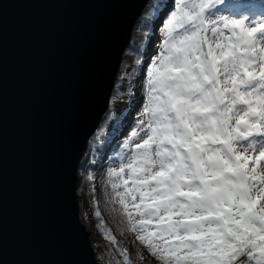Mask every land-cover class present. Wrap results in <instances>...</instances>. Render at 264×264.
I'll list each match as a JSON object with an SVG mask.
<instances>
[{
	"label": "snow or ice",
	"instance_id": "1",
	"mask_svg": "<svg viewBox=\"0 0 264 264\" xmlns=\"http://www.w3.org/2000/svg\"><path fill=\"white\" fill-rule=\"evenodd\" d=\"M224 4L174 5L144 118L108 172L128 230L162 264H264V15Z\"/></svg>",
	"mask_w": 264,
	"mask_h": 264
},
{
	"label": "water",
	"instance_id": "2",
	"mask_svg": "<svg viewBox=\"0 0 264 264\" xmlns=\"http://www.w3.org/2000/svg\"><path fill=\"white\" fill-rule=\"evenodd\" d=\"M151 0H0V264H100L78 164Z\"/></svg>",
	"mask_w": 264,
	"mask_h": 264
},
{
	"label": "trees",
	"instance_id": "3",
	"mask_svg": "<svg viewBox=\"0 0 264 264\" xmlns=\"http://www.w3.org/2000/svg\"><path fill=\"white\" fill-rule=\"evenodd\" d=\"M163 2L164 0H157V4ZM229 2L238 3L241 7H246L245 10L250 11L264 8V0H225V4L220 6H227ZM154 18L152 12L142 18V25L138 29L145 37L150 34ZM126 52H133L137 59L143 58L142 51L131 43L127 46ZM92 140L93 135L88 140L85 153L78 164L77 195L79 216L90 231L97 260L104 261L105 264H124L125 257L121 252V248H124L130 254L132 264H162L159 254L156 258L152 257L146 246L137 241L135 234L128 230L120 205L109 195L111 188L108 184V172L114 167L108 166L107 162L104 164L99 160H91L89 154L96 146ZM115 144L116 142L111 145L106 142L99 148L103 151L109 150L111 162H115L121 154V148H117ZM96 211L100 212V216L96 215ZM108 229L111 230V235L116 237V243L110 241L106 235Z\"/></svg>",
	"mask_w": 264,
	"mask_h": 264
},
{
	"label": "rangeland",
	"instance_id": "4",
	"mask_svg": "<svg viewBox=\"0 0 264 264\" xmlns=\"http://www.w3.org/2000/svg\"><path fill=\"white\" fill-rule=\"evenodd\" d=\"M178 3L179 0H164L163 3L157 4V0H151L148 5H146L141 19L135 25L132 37L133 42L131 41L133 46H136L142 51L143 58L142 60L137 59L133 52H126L127 58L125 60L126 62H124L126 65H123L125 69L123 68L121 72L119 71L117 84L111 94V98L117 99L122 97L124 101H126L127 98L131 101L135 97V102L130 106H122L114 110V112L109 113L107 123L104 126H102V122L98 125L92 140L96 146L89 154L91 160H99L100 163L104 164L107 162L108 166L118 167L121 162L120 156L130 152L131 146L129 149H125L124 145L131 139L130 133L137 128L138 121L144 118L142 112L146 105L147 76L150 65L162 48L166 21L175 11L174 5ZM218 8L220 9V14L236 18H238L242 12L257 20L261 15H264V8L250 11L245 10L244 8L246 7H241L240 4H235L233 2H229L227 6L219 5ZM213 11L215 12V9ZM149 12L154 13L155 18L152 20L149 36L145 37L138 28L142 25L143 16H147ZM135 71L136 73H134ZM121 138L125 140L121 141ZM257 139L261 138L258 137ZM106 142H109L110 145L116 142L115 146L121 148V154L115 162L109 160L111 158L109 150L103 151L99 149ZM155 228V223L149 226L150 230L154 231ZM99 262L100 264H105L104 261L100 260Z\"/></svg>",
	"mask_w": 264,
	"mask_h": 264
},
{
	"label": "bare ground",
	"instance_id": "5",
	"mask_svg": "<svg viewBox=\"0 0 264 264\" xmlns=\"http://www.w3.org/2000/svg\"><path fill=\"white\" fill-rule=\"evenodd\" d=\"M133 42V41H132ZM126 55H124V57H123V60H122V63H121V66H120V69H119V71L121 72L122 70H123V65H126V64H124V62H126L125 60H126ZM128 60V59H127ZM128 64V63H127ZM125 69V68H124ZM119 73V72H118ZM129 98H127L126 99V101H124V99L122 98V97H120V98H111L110 99V102H109V106H108V109H107V111H106V115L104 114V116L102 117V119H101V122H102V126H104L106 123H107V120H108V118H109V113H112V112H114V110H117V109H119V108H121L122 106H130V105H132L134 102H135V97L130 101V100H128ZM100 122V123H101Z\"/></svg>",
	"mask_w": 264,
	"mask_h": 264
}]
</instances>
